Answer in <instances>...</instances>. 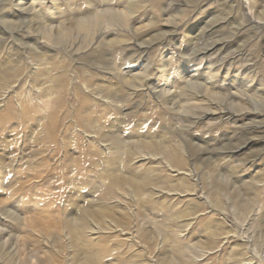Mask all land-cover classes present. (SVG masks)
I'll return each instance as SVG.
<instances>
[{"label":"rangeland","instance_id":"374dc122","mask_svg":"<svg viewBox=\"0 0 264 264\" xmlns=\"http://www.w3.org/2000/svg\"><path fill=\"white\" fill-rule=\"evenodd\" d=\"M30 1L0 0V264H264V0Z\"/></svg>","mask_w":264,"mask_h":264},{"label":"bare ground","instance_id":"6f19581e","mask_svg":"<svg viewBox=\"0 0 264 264\" xmlns=\"http://www.w3.org/2000/svg\"><path fill=\"white\" fill-rule=\"evenodd\" d=\"M22 5V4H21ZM24 8L28 11V12H31V13H35V8H36V0H32L30 1L29 3L27 2V6H26V3H23ZM85 19H81V21H84ZM35 22V21H34ZM37 25V24H36ZM62 27L63 26H58V27H55V26H52V25H44V26H40V25H37V26H34V24L30 25L29 29L31 31H36V32H39L41 34H43V37L47 38L49 41L51 40H60V36H59V33L60 32H57L56 31L59 29V30H62ZM56 35V36H55ZM52 42V41H51ZM54 42V41H53Z\"/></svg>","mask_w":264,"mask_h":264}]
</instances>
